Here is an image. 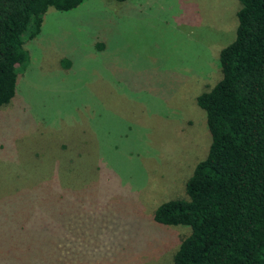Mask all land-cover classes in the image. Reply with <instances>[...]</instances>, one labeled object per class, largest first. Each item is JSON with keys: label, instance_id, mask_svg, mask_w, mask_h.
<instances>
[{"label": "rangeland", "instance_id": "374dc122", "mask_svg": "<svg viewBox=\"0 0 264 264\" xmlns=\"http://www.w3.org/2000/svg\"><path fill=\"white\" fill-rule=\"evenodd\" d=\"M238 0L48 8L0 106V264H172L210 141L195 97L219 79Z\"/></svg>", "mask_w": 264, "mask_h": 264}, {"label": "trees", "instance_id": "16d2710c", "mask_svg": "<svg viewBox=\"0 0 264 264\" xmlns=\"http://www.w3.org/2000/svg\"><path fill=\"white\" fill-rule=\"evenodd\" d=\"M83 0H0V106L14 96L25 40L48 8ZM124 2L126 0H113ZM232 41L218 52L220 79L195 97L209 134L205 157L154 223L187 228L172 264H264V0H238Z\"/></svg>", "mask_w": 264, "mask_h": 264}]
</instances>
